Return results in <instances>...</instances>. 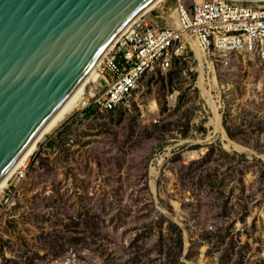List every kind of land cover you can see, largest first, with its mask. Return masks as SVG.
I'll list each match as a JSON object with an SVG mask.
<instances>
[{"label":"rangeland","instance_id":"1","mask_svg":"<svg viewBox=\"0 0 264 264\" xmlns=\"http://www.w3.org/2000/svg\"><path fill=\"white\" fill-rule=\"evenodd\" d=\"M186 57L35 143L0 189V264H264V59H204L219 129Z\"/></svg>","mask_w":264,"mask_h":264},{"label":"water","instance_id":"2","mask_svg":"<svg viewBox=\"0 0 264 264\" xmlns=\"http://www.w3.org/2000/svg\"><path fill=\"white\" fill-rule=\"evenodd\" d=\"M154 0H0V185Z\"/></svg>","mask_w":264,"mask_h":264},{"label":"built area","instance_id":"3","mask_svg":"<svg viewBox=\"0 0 264 264\" xmlns=\"http://www.w3.org/2000/svg\"><path fill=\"white\" fill-rule=\"evenodd\" d=\"M177 1V9L169 1L159 3L104 55L74 113L92 107L101 112L116 109L146 75L170 71L189 51L196 53L194 47L206 60L225 65L239 54L264 59L262 0ZM23 167L17 171L22 173Z\"/></svg>","mask_w":264,"mask_h":264},{"label":"bare ground","instance_id":"4","mask_svg":"<svg viewBox=\"0 0 264 264\" xmlns=\"http://www.w3.org/2000/svg\"><path fill=\"white\" fill-rule=\"evenodd\" d=\"M163 1H169L172 3L173 8L177 9V0H154L153 2H151L142 12H140L127 26L126 28L120 33V35L114 40V42L109 46V48L106 50V52L104 53V55L107 54V52L112 49L114 47V45L120 40V38L128 31V29L134 25L143 15H145L146 13L154 10V7H156L159 3L163 2ZM264 2V0H262ZM194 50L197 53V56L199 58V60L201 61V69H202V82L201 86L204 89L205 92H207V95L210 96L211 99V104L214 107V112L216 113V118L214 119L215 124L217 125V128H221V117L219 116L218 113V108L216 107L215 104V100L212 98V93H208V90L206 89L207 84L204 82V73H203V66H204V59H205V55L203 54V52H201L200 50H198L196 47H194ZM104 55L101 57V59L99 60V62L96 64V66L94 67V69L91 71V73L88 75V77L86 78V80L81 84L80 87H78L75 92L68 98V100L61 106V108L54 114V116L48 121V123L46 124V126L43 128V130L41 131V133L38 135V137L36 138V140L33 142V144L31 145V147L28 149V151L26 152V154L23 156V158L19 161V163L15 166V168L11 171V173L7 176V178L3 181V183L0 185V189L6 184V182L8 181V179L10 178V176L14 173V171H16L19 167L25 165L28 161L29 155L32 153V151L34 150V146L35 143L42 138L43 136H45L48 133L53 132L78 106L79 103V99H80V95L84 89V87L86 86V84L92 79V77L95 75L96 72V68L99 65V63L101 62L102 58L104 57ZM204 63V64H203ZM205 70V67H204ZM217 82V80L215 79V83ZM219 82V81H218ZM217 84V83H216ZM228 146L230 147H235L236 149H240V150H247L243 145L237 143V142H233L232 140H230V142L228 143ZM248 152V151H247ZM163 161V160H162Z\"/></svg>","mask_w":264,"mask_h":264},{"label":"trees","instance_id":"5","mask_svg":"<svg viewBox=\"0 0 264 264\" xmlns=\"http://www.w3.org/2000/svg\"><path fill=\"white\" fill-rule=\"evenodd\" d=\"M94 110H96V108L94 107L87 109V111H94Z\"/></svg>","mask_w":264,"mask_h":264}]
</instances>
